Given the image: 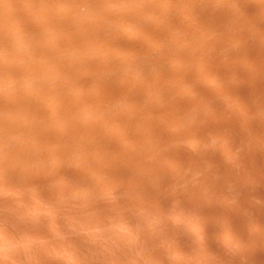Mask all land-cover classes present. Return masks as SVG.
I'll return each instance as SVG.
<instances>
[{"label":"bare ground","instance_id":"bare-ground-1","mask_svg":"<svg viewBox=\"0 0 264 264\" xmlns=\"http://www.w3.org/2000/svg\"><path fill=\"white\" fill-rule=\"evenodd\" d=\"M232 78L234 83L229 84ZM215 85L226 100L220 99L222 91L211 89ZM90 91L101 95L91 92L96 95L92 96ZM233 98L248 105V114L255 119L260 116L259 124L243 115L244 110L240 112L244 106L236 110L235 102L230 105L228 100ZM262 118L264 0H0V172L8 179L18 176L29 184L35 180L34 172L36 178L42 172L41 166H60L70 162L72 155L101 175L100 166H91L92 154L101 157V166H116L121 164L117 152L123 156L130 148L122 144H130L137 152L143 149V161L151 160L146 171H152L160 183L165 169L152 163V147L154 155L167 164L182 168L184 162L175 149H167L179 142L167 133L168 125L193 139L199 150L193 147L197 151L193 163L211 158L210 148L204 149L211 138L215 139L211 146L221 138L225 152L241 166L246 163L259 172L264 167L260 151L264 143L259 146L256 136L263 134ZM40 124L49 130L55 125L59 132H41ZM66 147L77 149L72 150L77 154L68 155L63 151ZM130 159L136 161V157ZM207 159L215 166L223 163L220 157ZM193 163L194 170L203 173ZM136 164L129 166L134 170ZM60 169L59 175L67 181L82 182L80 175ZM135 173L140 174V169ZM105 174L104 180L118 178ZM217 175L223 174L218 171ZM48 179L54 183V177ZM34 183L30 184L37 190L38 183Z\"/></svg>","mask_w":264,"mask_h":264},{"label":"rangeland","instance_id":"rangeland-1","mask_svg":"<svg viewBox=\"0 0 264 264\" xmlns=\"http://www.w3.org/2000/svg\"><path fill=\"white\" fill-rule=\"evenodd\" d=\"M223 63L222 65L228 66L227 62H225L226 65ZM206 79H208L207 84L213 85L212 79ZM228 81L232 84L233 78ZM214 88L218 87L211 86L213 91ZM215 91L219 93L222 90ZM91 92L94 91H90L89 94ZM98 94L97 96L101 95ZM222 94L223 91L220 93L221 96L218 94L220 99L222 97L221 100H226V97H223L225 94ZM247 94L249 95L250 92ZM195 99L192 93L190 100ZM235 100L236 102L233 98L228 101L232 102L230 105L233 102L238 104H233L237 106L236 110H239V106H244L240 108V112L244 110L243 115L245 113L249 115V118H253L252 120H258L256 123L259 124L260 116L255 119V116L248 114V105ZM154 102L156 106H160L159 100ZM226 120L228 124L232 121ZM262 121H260L261 124ZM199 125L203 129L206 127L204 124ZM37 126L41 132L45 130L59 132L55 125L50 130L41 124ZM168 126L163 125L165 129L168 127L167 133L175 135L179 142L169 144L167 149L172 151L175 149L176 154L184 159V162L182 168L177 163L167 164L159 155H154L156 148L152 147V163L162 171L165 169L166 175H162L160 183L158 180L161 179L157 177L158 180H156L152 171V173L150 170L146 171L149 169L151 160L146 158L147 160L143 161L145 158L143 149L142 153L141 150L137 152L136 147L130 144L127 146L125 143L122 146L126 147V150L130 147L129 156L128 153L125 154L126 157L124 154L120 156L121 153L119 155L117 152V157L121 161L119 165L112 166L108 163V167H104L101 166L102 163H99L101 159L99 160L100 156L97 153L91 156V159L93 157L91 166L93 168L100 166L99 170L104 172H102L103 176L105 172V176L117 175L118 178L113 181L106 177L104 180L102 174L99 175L96 171L94 174L92 168H86L87 166L81 161L80 163L75 161L76 155H72L73 161L60 164L64 168L62 170L59 165L48 164L50 166L40 167L42 172L38 173L37 178L35 176L37 172H34L32 175L35 180L30 183H38L39 190H34L35 187L24 179L21 180V177L12 175V177L8 176L11 177L9 180L0 172V176L6 180V182L0 180V264H264V176H262L264 167L260 169L259 162L258 171L259 169L262 171V174H259L261 171L255 172L257 168L252 167L251 164L249 166L242 163L241 166V163L236 161L229 151L225 152L227 149L222 147L221 138H217L219 141L213 146L211 144L214 138H211L210 146L208 145L204 150L210 149L204 152L212 157L202 154L207 156V160L220 157L224 164L217 163L215 166L214 162L205 161L206 159L198 160L196 162L201 169L198 168L203 172L199 173L198 170L195 171L197 168L192 167L193 156L196 157V150H198L193 145V139L191 137L188 139L187 133H182L179 128ZM261 126L263 127L264 123ZM238 127H235L237 133L239 130L242 131L241 126L239 130H237ZM262 131L263 134L256 136L259 146L264 143L262 137L264 128ZM78 140L82 141L83 138ZM50 143L49 145L54 146L52 142ZM120 143L117 144L120 145ZM68 149L66 147L63 151L68 152L70 156L77 154L74 153L77 149H74L76 151L73 148ZM257 151L255 153L259 155L260 152ZM260 151L264 156V149ZM129 157L133 159L136 157L138 164H136L137 168L133 169L136 171L139 168L140 174L131 169L132 164L135 167L136 161L132 163ZM235 162L239 163V166ZM262 162L264 163L263 160ZM129 164L132 165H130L131 168ZM194 164L197 167V164ZM139 165H142L141 168ZM51 167H60L62 172L71 171L75 176L80 175L82 182H78L79 179L75 181V184L74 181L69 182L64 176L59 175V169ZM216 170L223 175L221 177L217 175ZM51 171L56 173L52 174ZM253 173L257 175L254 179L251 178L254 177ZM134 174H137L140 180L135 178ZM212 174L217 175L218 178L215 179ZM48 177H54V183L50 184ZM226 179L229 180L226 181ZM229 181L236 188H231ZM7 182L10 183L9 186L6 185ZM221 188L226 190V193L220 190ZM230 189L231 192H229ZM14 191L18 192L14 193ZM120 199L122 201L119 202ZM217 212L220 214L218 215ZM211 213L216 214L212 216ZM153 259L154 262H152Z\"/></svg>","mask_w":264,"mask_h":264}]
</instances>
